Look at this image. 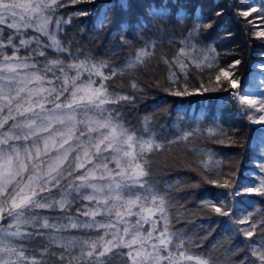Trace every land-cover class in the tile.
I'll use <instances>...</instances> for the list:
<instances>
[{"label":"snow or ice","instance_id":"obj_1","mask_svg":"<svg viewBox=\"0 0 264 264\" xmlns=\"http://www.w3.org/2000/svg\"><path fill=\"white\" fill-rule=\"evenodd\" d=\"M65 6L61 0H0V25L14 30L5 35L0 27V264H215L211 257L190 250L199 246L191 236L171 228L173 202L146 179L151 155L165 145L148 131L151 122L147 118V136L125 126L112 106L134 97L110 91L106 84L118 74L146 69L157 58L156 48L163 45L156 41L144 44L120 69L89 56L80 59L59 36L63 25L71 22V16L65 19L58 15ZM120 6L126 9L127 0H120ZM150 9L154 18L168 14L167 3L159 8L151 5ZM88 14L89 10H78L74 15ZM249 14L241 13L245 17ZM184 19L177 17L178 22ZM202 25L211 27L210 22L195 21L176 54L159 57L168 68L164 90L172 96L209 90L203 81L200 88L189 90L190 65L200 71L214 68L229 76L209 55L215 49L201 47L194 40ZM27 29L40 35L25 39L22 30ZM17 37H21L18 44ZM168 43L171 46L174 42ZM21 47L28 49L27 55H19ZM7 48L13 50L11 55ZM46 49L68 53L71 59L48 57ZM37 56L45 60L41 63ZM239 63L235 61L230 67ZM256 67L264 71V60ZM215 79L219 82L220 75ZM156 83L158 86L159 81ZM238 83V79L229 80L230 87ZM130 87L143 91L135 81ZM231 95L244 106L245 113L252 110L248 120L264 124V114L256 115L264 113V94L257 97L241 91ZM207 132L224 135L223 129L208 128ZM193 135L183 132L179 139L187 141ZM200 154L207 157V161L201 160L203 168L212 172V155ZM260 170L264 172V162ZM204 179L229 188L227 180L220 183L207 175ZM242 192L264 197V178L259 187L241 185L234 192L221 194L218 202L202 203L204 208L230 217L232 225L247 224L236 231L251 239L257 228L264 232V211L232 216L226 199ZM78 201L87 203H81L73 214ZM81 232L85 235L75 234ZM92 232L99 234L87 235ZM36 240L41 246L30 250L28 245ZM246 247L255 257L253 264H264V237Z\"/></svg>","mask_w":264,"mask_h":264},{"label":"trees","instance_id":"obj_2","mask_svg":"<svg viewBox=\"0 0 264 264\" xmlns=\"http://www.w3.org/2000/svg\"><path fill=\"white\" fill-rule=\"evenodd\" d=\"M61 2L66 6L59 9L58 15L65 19L71 16V22L63 25L64 31L59 36L72 54L80 59L89 56L107 61L113 69H120L144 44L156 41L163 45L156 48L157 58L146 69L127 71L106 82L110 91L134 97L132 101H122L112 107L117 109L125 126L138 135H148L144 131L147 118L151 122L148 131L165 145L151 155L150 175L146 179L173 202L171 228L184 236H191L199 245L190 250L211 257L215 264H253L255 257L251 256L246 245L259 241L264 232L257 228L249 239L236 231L237 228H247V224L232 225L230 217L204 208L202 202H218L221 194L234 192L241 185L259 187L260 180L264 178V172L260 170V164L264 162V124L260 126L248 120L252 110L245 113L244 106L231 95L244 91L242 86L254 89L258 80L264 81V71L256 67L264 60V35H259L264 33V0H127L126 9L121 8L120 0ZM164 3H167L168 14L152 17L150 6L159 8ZM252 7L256 11H251ZM78 10H89V14L74 15ZM243 11L250 14L245 17L241 15ZM178 16L185 17L184 21L178 22ZM197 20L210 22L211 27L202 25L194 40L201 47L215 49L209 55L215 57L214 62L229 76H223L214 68L205 67L200 71L190 65L189 90L200 88L202 81L209 90L172 96L164 90L168 86V68L159 57L172 58L181 47L179 42L192 33ZM4 29L7 35L10 29ZM39 35L28 32L23 38ZM18 38L21 37L16 38L17 44ZM41 40L47 43L46 37L41 36ZM169 41L174 43L170 46ZM5 51L11 55L13 50L7 48ZM46 52L48 57L61 55L66 61L71 59L68 53L57 54L51 49H46ZM20 53L27 55L28 49L21 47ZM35 59L43 62L45 57ZM235 61L240 63L230 67ZM174 70L179 73V69ZM217 75H220L219 82L215 79ZM234 79L239 83L230 87L229 80ZM131 81H135L143 91L132 89ZM208 128L223 129L224 135H209ZM190 131L194 135L189 140L179 139L181 133ZM200 153L212 155L209 162L212 172L203 168L201 160L207 161V157ZM216 172L220 175H215ZM205 175L209 179H218L220 183L227 180L229 188L207 183ZM226 203L232 216L264 211V197L246 192L228 197ZM80 206L78 201L73 214ZM75 234L85 235L82 232ZM98 234L87 233L92 236ZM40 246L36 240L28 248L35 250ZM29 254L35 252L30 251Z\"/></svg>","mask_w":264,"mask_h":264},{"label":"rangeland","instance_id":"obj_3","mask_svg":"<svg viewBox=\"0 0 264 264\" xmlns=\"http://www.w3.org/2000/svg\"><path fill=\"white\" fill-rule=\"evenodd\" d=\"M62 1V0H61ZM66 2H67V0H66ZM62 3H65V2H62ZM0 27H6V25H0ZM7 28V27H6ZM8 29V28H7ZM28 30V31H27ZM27 30H22V31H24V34H26V33H28V32H34L35 33V31L33 30V29H27ZM10 31H11V29H10ZM13 31V30H12ZM26 32V33H25ZM18 42H19V38H18ZM19 55H21V56H24V55H26L25 53L23 54V53H20ZM38 57V56H37ZM42 63V62H41ZM257 88H254V89H249V88H247L246 86H242L241 88H242V90H244V91H247L248 93H250L251 95H253V96H257V97H259V96H261L262 94H264V85H262L261 84V81L260 80H258L257 81ZM261 114H264V113H258L257 115H261ZM257 125H260V126H262V124H257ZM81 203H87L86 201L85 202H81ZM103 217H97V219H102ZM133 219H135V218H133ZM147 227V226H146ZM102 231V230H101Z\"/></svg>","mask_w":264,"mask_h":264}]
</instances>
